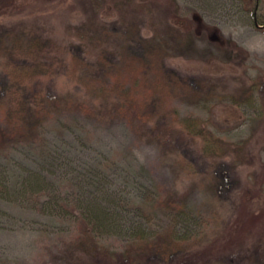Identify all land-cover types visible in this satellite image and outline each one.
<instances>
[{
	"label": "rangeland",
	"instance_id": "1",
	"mask_svg": "<svg viewBox=\"0 0 264 264\" xmlns=\"http://www.w3.org/2000/svg\"><path fill=\"white\" fill-rule=\"evenodd\" d=\"M253 1L12 0L2 10L0 24L51 38L65 64L39 83L50 100L43 137L0 147V264H111L73 243L82 203H117L112 221L130 224L139 216L125 208L134 207L129 199L142 196L149 208L152 197L169 194L203 235L187 264H264V24L254 21L264 19V0ZM141 38L164 52L162 65L200 83L179 92L172 106L206 119L226 141L248 139L242 161H212L197 139L166 129L162 120L131 122L133 110L118 92L95 97L77 83L73 73L112 79L92 72L102 58L121 68L122 58L132 61L135 82L159 79L157 63L148 65L151 72L136 58ZM258 76L252 99L234 104L231 95ZM5 81L0 68V90ZM29 168L48 181L33 175L39 184L17 197L14 186ZM155 211L162 219L163 210ZM102 237L108 253L124 247L121 235Z\"/></svg>",
	"mask_w": 264,
	"mask_h": 264
},
{
	"label": "trees",
	"instance_id": "2",
	"mask_svg": "<svg viewBox=\"0 0 264 264\" xmlns=\"http://www.w3.org/2000/svg\"><path fill=\"white\" fill-rule=\"evenodd\" d=\"M257 2L253 1L254 6ZM12 3V0H0V13ZM254 21L264 24L263 18H254ZM139 43L143 48L136 58L143 63L145 70L151 72L155 70L154 66L148 65L157 63V71L161 72L159 79L147 81L142 77L135 82L136 72L131 64L133 62L125 57L122 58L123 68L103 58L98 61L96 68H92L93 74H97L98 68V74L105 77L104 79L110 74V80L103 81L99 77L94 80L85 73H73L74 78L91 96L118 92L125 104L133 110V123L144 124L152 121L157 124V121L162 120L166 129L197 139L200 152L210 160L216 161L230 156L237 162L242 161L248 139L226 141L209 128L206 119L195 115H182L172 106L173 98L179 92H193L191 84L200 85L198 80L179 76L174 70L162 65L164 52L150 39L141 38ZM61 52V46L49 37L32 31H18L14 25L0 24V68L6 77L0 90V147L10 142L35 141L43 137L42 129L50 113V100L39 83L42 77L52 76L64 66ZM127 80H131L130 91L124 90ZM260 83V76L251 79L249 85L241 86L231 95L232 102L236 105L249 102L254 87ZM198 94L199 91L195 90L194 95ZM71 100L77 101L78 108L87 107L84 100ZM145 107H149V111ZM29 170L31 175H26L20 184L14 186L12 193L17 197L24 196L30 187L39 184L33 175H39L41 179L48 181L42 173L30 168ZM5 186L10 188L8 183ZM147 200L142 196L128 200L134 207L125 208L134 210L139 216L138 219L131 220L130 224L119 222L118 218H115V222L112 221L120 213L117 203L99 205L83 202V210L76 216L73 243L83 254L99 258V263L110 257L113 261L111 264H187L191 260L189 257L200 250L203 236L191 227L196 221L192 220V215L190 217V211L173 194L152 197L149 208L144 207ZM46 203L48 207L57 205L52 201ZM155 209L163 210L165 217L163 214L162 219L156 220ZM107 231L123 236L125 244L122 250L114 249L113 254L108 253L102 237Z\"/></svg>",
	"mask_w": 264,
	"mask_h": 264
}]
</instances>
